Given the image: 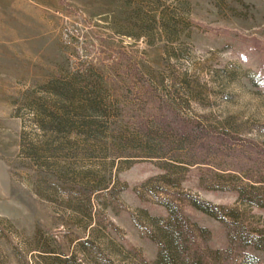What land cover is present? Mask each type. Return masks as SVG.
Masks as SVG:
<instances>
[{"label":"rangeland","instance_id":"rangeland-1","mask_svg":"<svg viewBox=\"0 0 264 264\" xmlns=\"http://www.w3.org/2000/svg\"><path fill=\"white\" fill-rule=\"evenodd\" d=\"M0 264H264V0H0Z\"/></svg>","mask_w":264,"mask_h":264}]
</instances>
